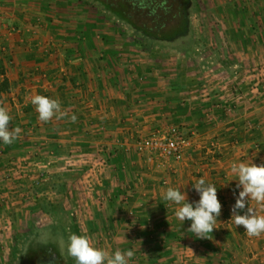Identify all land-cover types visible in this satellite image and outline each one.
<instances>
[{"label": "crops", "instance_id": "0c3cea01", "mask_svg": "<svg viewBox=\"0 0 264 264\" xmlns=\"http://www.w3.org/2000/svg\"><path fill=\"white\" fill-rule=\"evenodd\" d=\"M207 2L208 9L199 2L196 12L206 9L210 19L194 28L210 30L205 38L213 65L208 76L194 68L189 82L178 64L160 69V77L157 56L144 53L132 36H116L113 27L120 26L112 21L93 26L55 18L47 2L0 0V83L7 79L9 87L0 106L9 111V128H21L12 144L0 143L1 223L13 218L9 212L19 218L28 204L58 197L59 184L87 187L91 164H104L93 193L82 192L76 226L95 246L133 250L129 264H264V233L249 236L230 219L237 181H228L236 178L233 162L264 163V0ZM219 11L224 14L217 18ZM173 72L175 86L168 77ZM36 94L59 98L68 115L40 121L30 102ZM173 124L191 139L182 160L137 150V141ZM35 162L38 171L48 167V194L39 187V172L29 171ZM201 176L218 188L222 205L208 238L191 233V222L179 221L178 206L161 196L181 186L190 201L198 200L192 184ZM249 205L264 215L255 201Z\"/></svg>", "mask_w": 264, "mask_h": 264}, {"label": "rangeland", "instance_id": "374dc122", "mask_svg": "<svg viewBox=\"0 0 264 264\" xmlns=\"http://www.w3.org/2000/svg\"><path fill=\"white\" fill-rule=\"evenodd\" d=\"M26 1L34 2V4L36 5L42 3L44 4L46 2L47 4H53L55 6L54 9L56 10L55 18L57 19L70 18L73 21L85 19L91 22L93 26L96 24V22L103 19L107 24H109V21H112L113 23L120 26L113 27L116 32V36L123 37V34H126L127 36H132V34L134 33L125 24L121 23L110 13L103 10L100 5L90 0ZM197 2L202 3L203 8H205V6L207 7V9L209 8V5L207 6V0H194V5L192 9L193 11L191 16L192 27L189 32V35H187L184 39L178 41L175 44L165 43L166 45L158 46V43H156V45L154 43V45L151 47L149 46L148 48H142L144 53H147L149 55L152 54L154 57L157 56L154 59L156 60V65L159 69L158 72L160 77H162V72H160V69H176V64H178V67H184V69L186 70V72L184 73L185 79H189V82H192L193 80V75H191L190 73L193 72L194 68L202 69L206 72V76H208V68L212 66L213 63L211 62L212 59L209 57L208 54L210 45L207 42V38H205V35L210 36L211 32L207 29L208 27L206 26H204L203 28L201 26H198V29L200 28L198 31H202L198 33L196 31V28L194 27L199 25L198 22L200 23L201 20H205L207 22L210 19V15L209 12L205 11L206 9L202 8L201 9L203 11L200 10V14L198 10V13L196 12V9L199 7V3ZM61 8H65V11H60ZM66 13H69L70 16H66ZM215 13L217 18H219V16L221 17L224 14L222 11ZM110 28L112 27H107L106 25L105 29L106 31H109ZM205 28L207 29L206 31ZM197 34L201 35L202 38L204 37L203 39H201L203 43L195 41L198 38ZM178 49L184 54L177 53ZM199 54H202L201 57L198 56ZM143 55L145 56V54ZM187 74L190 75L186 76ZM168 77H170L169 80L171 81V83H173V86H175V72L170 73ZM202 77L203 82H207L204 81L205 77ZM219 78L223 81V75H221ZM91 158L92 157H90V159ZM92 159H94V156ZM94 164H91L90 166L91 170L89 171V180L87 182V184L89 185L87 187H83V183H80V181H78L79 183L77 184L76 188H66L65 184L64 186L59 184L54 187L56 189L54 194H57L58 197H52L51 199H48L46 197L45 199H42L40 203L28 204L26 206V210H24V212L27 213H25V215H21V217L19 216V218L15 216V214L17 213L9 212V214L13 217L9 220V223L8 221L6 222V220L4 219L3 223L0 222V264H20L22 256L26 252H28L29 249L39 248L40 246L42 247V245H47L49 244V242H51L55 248L59 249L63 254H65L66 257L71 259L73 264H75V259L67 254L66 249L68 238L72 233L81 235L77 227H79V225L81 224V221L78 219L80 216V210L82 209V205L84 204L82 202V192L89 191L90 194H92V191H94L96 188L95 184H97V179L101 178L100 176L105 173L104 164ZM30 165L32 166L31 170V166H29L30 172L38 171V165L36 162ZM47 168V165H41L38 171V177L41 179V186L39 187H42L41 191H43L45 194H48L46 192L50 190L48 187L49 181H47ZM15 174L19 175L18 170H16ZM62 174V178L60 176L59 179H64L65 176L69 174V172L65 171ZM31 189L32 188H30V190ZM31 191H33L34 195L39 193L36 192V190ZM66 193L69 194L68 197L64 196ZM16 207L18 206H14V208ZM14 208H11L10 206V210H13ZM6 226L10 227L9 231L5 229Z\"/></svg>", "mask_w": 264, "mask_h": 264}, {"label": "clouds", "instance_id": "9594fccd", "mask_svg": "<svg viewBox=\"0 0 264 264\" xmlns=\"http://www.w3.org/2000/svg\"><path fill=\"white\" fill-rule=\"evenodd\" d=\"M30 102L35 106L40 121L48 122L53 117L60 119L68 115L62 110L59 98L36 94L31 97ZM70 119L75 122L77 117L73 114ZM10 120L8 109L0 106V143L4 145L12 144L21 133L19 126L9 128ZM230 172L236 178L228 181H237L233 189L236 199L230 219L236 226H244L247 235L259 236L264 233V215L251 207L249 201H255L264 208V163L256 164L252 159L236 161L231 164ZM192 187L199 194L198 200L190 201L187 191H181V186L167 187L161 193L162 200L178 206L175 216L183 224L186 219L190 221L188 230L197 238H208V234L217 228L216 224L221 215L222 205L217 195L218 188L203 176L199 177ZM66 250L67 254L75 259V264H129L135 254L131 249L110 253L95 246L87 234L76 233L69 236Z\"/></svg>", "mask_w": 264, "mask_h": 264}, {"label": "trees", "instance_id": "16d2710c", "mask_svg": "<svg viewBox=\"0 0 264 264\" xmlns=\"http://www.w3.org/2000/svg\"><path fill=\"white\" fill-rule=\"evenodd\" d=\"M110 13L134 33L133 39L148 48L154 43L175 44L192 27L194 0H90ZM199 3V2H197ZM8 81L0 83V93L8 90Z\"/></svg>", "mask_w": 264, "mask_h": 264}, {"label": "built area", "instance_id": "2783aa9c", "mask_svg": "<svg viewBox=\"0 0 264 264\" xmlns=\"http://www.w3.org/2000/svg\"><path fill=\"white\" fill-rule=\"evenodd\" d=\"M191 143L190 136L181 126L173 124L157 130L152 135L137 141V150L149 151L165 159L182 160Z\"/></svg>", "mask_w": 264, "mask_h": 264}, {"label": "flooded vegetation", "instance_id": "af4514ba", "mask_svg": "<svg viewBox=\"0 0 264 264\" xmlns=\"http://www.w3.org/2000/svg\"><path fill=\"white\" fill-rule=\"evenodd\" d=\"M20 264H73V262L49 242L42 247L29 249L22 256Z\"/></svg>", "mask_w": 264, "mask_h": 264}]
</instances>
